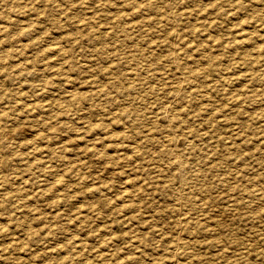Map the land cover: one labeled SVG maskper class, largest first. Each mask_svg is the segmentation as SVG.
<instances>
[{
	"label": "rangeland",
	"instance_id": "rangeland-1",
	"mask_svg": "<svg viewBox=\"0 0 264 264\" xmlns=\"http://www.w3.org/2000/svg\"><path fill=\"white\" fill-rule=\"evenodd\" d=\"M261 47L264 0H0V264H264Z\"/></svg>",
	"mask_w": 264,
	"mask_h": 264
},
{
	"label": "bare ground",
	"instance_id": "bare-ground-1",
	"mask_svg": "<svg viewBox=\"0 0 264 264\" xmlns=\"http://www.w3.org/2000/svg\"><path fill=\"white\" fill-rule=\"evenodd\" d=\"M251 33H252V32H251ZM248 34H249V33H248ZM243 37H246V36L243 35ZM238 41H239V40H238ZM242 42H243V40H242ZM244 42H245V41H244ZM237 44H238V43H237ZM242 44H243V43H242ZM242 44H241V45H242ZM244 44H245V43H244ZM248 44H250V43H248ZM239 45H240V44H239ZM241 45H240V46H241ZM261 48H263V47H261ZM263 49H264V48H263ZM181 74H182V73H181ZM176 75H177V74H176ZM178 75H179V74H178ZM182 79H183V78H182ZM225 84H226V82H225ZM211 86H212V85H211ZM221 86H222V85H221ZM165 91H166V89H165ZM200 91H201V90H200ZM195 92H196V91H195ZM204 92H205V91H204ZM201 93H202V92H201ZM205 94H206V93H205ZM197 95H198V93H197ZM171 96H172V95H171ZM233 102H234V101H233ZM173 103H174V102H173ZM170 104H171V103H170ZM169 110H170V109H169ZM173 112H174V111H173ZM165 113H166V112H165ZM169 113H170V112H169ZM171 113H172V112H171ZM175 114H177V113H175ZM175 114H174V115H175ZM171 116H172V115H171ZM167 117H168V115H167ZM174 117H175V116H174ZM166 120H167V119H166ZM169 120H170V119H169ZM169 123H170V122H169ZM169 123H168V124H169ZM169 127H170V126H169ZM263 127H264V126H263ZM183 128H184V127H183ZM203 131H204V130H203ZM163 132H164V131H163ZM165 132H166V131H165ZM204 132H205V131H204ZM167 133H168V132H167ZM161 136H162V135H161ZM168 136H169V135H168ZM168 136H167V137H168ZM172 136H173V135H172ZM164 137H165V136H164ZM164 139H165V138H164ZM172 139H173V137H172ZM261 139H262V138H261ZM263 139H264V138H263ZM168 142H169V141H167V143H168ZM165 143H166V142H165ZM167 143H166V144H167ZM176 144H177V143H176ZM168 145H169V144H168ZM168 145H167V146H168ZM174 146H175V144H174ZM168 147H169V146H168ZM172 147H173V146H172ZM178 152H179V151H178ZM175 153H177V151H176ZM175 153H174V154H175ZM179 153H180V152H179ZM260 154H262V153H260ZM176 155H177V154H176ZM173 156H175V155H173ZM179 156H180V155H179ZM177 158H178V157H177ZM179 162H180V161H179ZM258 164H259V163H258ZM258 164H257V165H258ZM263 164H264V163H263ZM263 164L261 165V162H260V167H261V166L264 167ZM170 165H171V164H170ZM179 166H180V165H179ZM174 167H175V166H174ZM257 167H258V166H257ZM175 168H176V167H175ZM257 169H258V168H257ZM259 169H260V168H259ZM239 178H241V177H239ZM179 185H180V184H179ZM178 188H179V187H178ZM183 188H184V187H183ZM183 188H181V189H183ZM185 188H186V186H185ZM179 190H180V189H179ZM179 190H178V191H179ZM184 190H185V189H184ZM184 194H185V193H184ZM182 195H183V194H182ZM179 200H180V199H179ZM228 206H229V205H228ZM239 206H240V205H239ZM179 211H181V210H179ZM189 213H190V212H189ZM177 215H178V214H177ZM182 215H183V214H182ZM180 216H181V215H180ZM200 216H201V215H200ZM200 216H199V217H200ZM181 217H182V216H181ZM187 217H188V216H187ZM177 242H178V241H177ZM179 244H180V243H179ZM182 244H183V243H182ZM176 250H177V249H176ZM173 256H174V255H173ZM234 262H235V261H234ZM187 264H188V263H187ZM235 264H236V263H235ZM237 264H238V263H237Z\"/></svg>",
	"mask_w": 264,
	"mask_h": 264
}]
</instances>
